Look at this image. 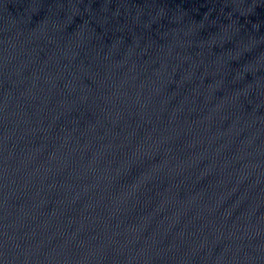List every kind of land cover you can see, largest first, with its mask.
Wrapping results in <instances>:
<instances>
[{
    "label": "water",
    "instance_id": "obj_1",
    "mask_svg": "<svg viewBox=\"0 0 264 264\" xmlns=\"http://www.w3.org/2000/svg\"><path fill=\"white\" fill-rule=\"evenodd\" d=\"M0 264H264V0H0Z\"/></svg>",
    "mask_w": 264,
    "mask_h": 264
}]
</instances>
